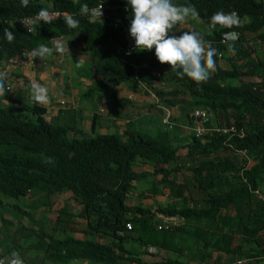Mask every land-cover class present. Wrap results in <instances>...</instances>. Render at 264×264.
Here are the masks:
<instances>
[{"label":"trees","instance_id":"obj_1","mask_svg":"<svg viewBox=\"0 0 264 264\" xmlns=\"http://www.w3.org/2000/svg\"><path fill=\"white\" fill-rule=\"evenodd\" d=\"M103 1L119 6L116 14L131 22L126 0ZM83 3L87 0H28L27 4L0 0V62L16 59L54 38L74 35L75 44L80 42L85 51H92V64L104 82L101 88L108 82L113 86L130 82L136 92L140 83L151 90L154 97L139 92L147 99L139 115H156L161 128L149 137L129 122L122 134L87 137L72 121L51 124L42 107L20 101V108L13 110L0 98V195L18 200L36 192L45 200L28 212L12 207L30 225L18 229L14 242L8 236L11 244L0 251V264L12 251L19 252L25 264H146L144 256L157 255V251L176 255L162 264H188L177 262L184 256L183 242L193 244L198 264H209L213 254L229 256L225 264H264V203L254 193L264 194V48L251 51L243 46L250 40L264 41V0H174L177 5L195 6L199 17L190 22L207 26L202 35L217 49L216 68L201 84L161 64L154 48L126 55L120 51L119 33L103 22L86 23L76 17L80 26L72 29L66 18L39 24L30 34L15 24L43 8L79 12ZM218 11L235 13L239 24L211 28V18ZM6 30L14 33L13 41L7 40ZM231 32L238 33L240 40L222 43L223 34ZM195 112L207 115V126L212 129L234 127L245 135L193 134L190 141L179 144L173 133L194 126ZM240 150L246 151V157L237 153ZM221 151L240 160L208 158ZM138 162L151 165L158 185L165 186L173 198L172 204L147 210L128 203L135 184L146 174L134 172ZM184 169L191 172L190 183ZM63 195L72 207L59 208L49 226L31 218V212L42 206L50 212L51 198ZM175 216L180 224L158 229L160 219ZM0 220L4 229L11 225ZM134 232L145 251L125 248ZM24 234L30 235V245L19 244Z\"/></svg>","mask_w":264,"mask_h":264},{"label":"crops","instance_id":"obj_2","mask_svg":"<svg viewBox=\"0 0 264 264\" xmlns=\"http://www.w3.org/2000/svg\"><path fill=\"white\" fill-rule=\"evenodd\" d=\"M179 27L186 28L187 30H198L195 25L191 24V22L180 25ZM183 30L184 29L181 31ZM178 33L180 34V32ZM61 42H65V44L68 42V54L71 57L78 56L76 54L78 52L74 51V49L72 50V47H75L77 51L84 50V47L79 49V47H81L80 42L78 45L75 44L74 40L64 41V39H62ZM77 46L78 49L76 48ZM69 56L67 54L55 52L51 56L42 58L23 56L16 61H1L0 74H4L3 78L5 86L9 85L11 89L8 93L9 99L6 100L7 103H5L4 100L2 101L4 106L15 110L20 108V101H30V104L34 103L30 98V87L33 81H38L42 84H46L50 89L51 102L46 105L37 106L45 109V119L51 124L65 121H73L74 123L79 122V129L85 136L122 134L129 122L134 123L136 120L134 116L136 114V116H138L141 113L140 109L144 108V103L147 100L146 97L144 95H139V91L136 92L132 85L122 83L118 86H113L109 82L105 84L100 91L104 93L103 91L108 90L110 95L107 98H103L102 93L98 96L87 97L89 91H85V87L88 85L76 84V88H72L68 81L64 87L67 90L66 94H61L60 88L64 79H67V74L70 70L69 64H67V60L70 59ZM79 59L83 60L84 58L79 57ZM97 73H100L99 69H97ZM61 80L63 81L61 82ZM85 93H87L85 97L92 100V104L86 110H84L81 100V96H84ZM96 93L97 90L95 89L93 95ZM1 97L2 96H0V98ZM130 97H132V99H129ZM110 98L111 103H109ZM128 106L132 107V114H128ZM82 111L84 112L83 119L76 121V115L79 112L82 113ZM130 115L133 117L130 118ZM174 115L177 116L176 114ZM184 136L191 137L193 136V132L183 133L177 129L173 133L175 141L177 140L179 144L184 141L180 140ZM133 170L136 173L146 174L139 180V184L134 186V190H132L128 197V203L132 207L141 206L147 210H152L156 206L166 207L172 204L173 198L165 190V186L162 187L158 185V183H160L159 177L153 174V168L151 165H145L138 162L137 165L133 167ZM185 178L190 183L189 180L192 178H190V176ZM172 179H176V176L173 175ZM137 249L138 251H135L137 253L145 251L139 245ZM129 250L132 251L133 249ZM191 251L192 250H188V252L185 253V256L181 257V259H185L188 264H198L199 258H197V253L191 254ZM156 254L157 255L154 256H144V262L146 264H162L171 256L166 251H157ZM175 256L176 255H173V257ZM190 257H193L194 259L192 260ZM219 257L220 258H217V254H213L211 260L207 263L225 264L223 262L224 260H230L229 256L223 254H220ZM81 264L87 263L83 262Z\"/></svg>","mask_w":264,"mask_h":264},{"label":"clouds","instance_id":"obj_3","mask_svg":"<svg viewBox=\"0 0 264 264\" xmlns=\"http://www.w3.org/2000/svg\"><path fill=\"white\" fill-rule=\"evenodd\" d=\"M23 2L27 4L28 0H23ZM126 3L131 11L132 17L131 22L129 18H126V21L129 23L128 31L130 37L134 40L135 48L126 52L125 49L122 50L124 48V45H122L120 47V51L126 53V55H129L130 52L134 51L135 49L137 51L144 52L151 51L154 48L157 60L161 64H169L171 68H176L178 76L184 77L186 75L197 84L204 83L210 79L213 70L216 68L215 57L217 56V49L212 47L211 43L207 41L199 31L194 29L187 30L186 28L179 27L180 25L186 24L190 18L197 19L199 17V12L195 6L177 5L174 3V0H126ZM101 7L102 3L96 9L90 8L88 3H83L81 5L79 14L87 15L91 13L93 15H97L100 19L103 15ZM65 12L69 13L67 11ZM53 15H55V13L51 12L49 9H41L38 12V16L44 21L48 22L34 24L31 32H28L25 28H23L19 24V20L31 17L33 15L20 18L15 22V24L30 34L34 31L35 26L39 24L58 21H50V18ZM66 24L69 28L75 29L80 26V20L77 19L73 14L69 13L67 14ZM218 24L225 27H232L233 25H238L239 20L235 13H225L224 11H218L212 16L210 27L215 28ZM111 29L117 31L122 37L118 29L113 27ZM182 29L184 30L181 31ZM178 32H180V34ZM225 34L233 39L237 38V34L235 32ZM253 37L255 36L253 35L252 38ZM6 38L11 42L15 39V35L13 32H11V30H6ZM230 51L234 53L236 51L235 47L232 46ZM55 52L67 54L69 56L68 42L67 44L57 42L51 47L46 44H42L37 49L25 52L18 58L12 59L10 61H16L20 57H26L29 54L30 56L28 57L33 56L34 58H42L51 56ZM141 70H143V68ZM155 75L159 78L161 76L159 72H155ZM3 76L4 74H0V96H2L1 102L4 100V102L7 103L5 96L8 95L11 89L9 85L5 86ZM140 87L141 88L139 92L151 94V90H149L145 84L140 83ZM30 98L34 102L31 103L33 106L46 105L50 103L51 96L49 87L46 84L33 81L30 87ZM129 99H132V97ZM183 129L185 130L184 133H187L188 131L193 132L192 130H189V128H185V126ZM193 134L195 133L193 132ZM46 159L47 162H52V158L49 157ZM165 222L167 223L168 228L180 224V220L178 218L171 221L160 219L157 224L158 229H168L165 228V226L167 227ZM152 250L153 248H149V251ZM263 256L264 253L261 255V260H264ZM10 264H25V262L19 252H13Z\"/></svg>","mask_w":264,"mask_h":264},{"label":"rangeland","instance_id":"obj_4","mask_svg":"<svg viewBox=\"0 0 264 264\" xmlns=\"http://www.w3.org/2000/svg\"><path fill=\"white\" fill-rule=\"evenodd\" d=\"M188 22H190V19L188 20ZM199 22L200 21H194V22H191V24L195 25L198 29L197 31H199L201 34L208 31L207 26H205L204 24H201V22L200 23ZM247 35L250 36L252 34H247ZM74 38H75L74 35H68V36L61 37V38H54V39L50 40L49 42H47L46 45L51 47V46H54L57 42H61L62 39H64V41H71V40H74ZM63 43H65V42H63ZM76 48L78 49V46ZM81 48H83L82 44H81V47H79V49H81ZM73 49H74V51L78 52V56L77 57H74V56L71 57L70 56V59L67 60V64H69L70 70L68 71L67 79H64V81L61 80V82L63 81V83H62V86L60 88V93L66 94L67 90L64 87L68 81L70 84V87L72 86V88H76V84L88 85L85 87V91L87 89L89 90L87 97L100 95L102 93V92H100L102 90L101 86H103L104 82H103V79L101 78V76L98 75L97 70L95 71L94 64H92V61H91L92 59L90 57V54L92 53V51H88V53H87V51H85V50L77 51L75 49V47H72V50ZM28 56H30V54ZM79 57L84 58V59L80 60V59H78ZM32 58H34V57L32 56ZM96 69H97V67H96ZM59 83H60V81H59ZM125 84L131 85L130 82L125 83ZM93 88L98 89L97 93L95 95H93L95 92V89H93ZM103 92H104V93H102L103 98H107L110 95V92H108V90L103 91ZM81 100H82V104L84 106V110H86L92 104V100L89 98H86L85 96H81ZM109 103H111V98H110ZM24 104L31 106L30 101H24ZM128 111H129L128 114H132V107L128 106ZM136 111H137V109H136ZM83 113L84 112L82 111V113L79 112L76 115V121L83 119ZM136 115L134 116L136 121H134L133 124L135 127H137V126L140 127V131L142 132V134L149 136V137H152L153 135L156 134V131H158L159 128H161L160 120L158 119V117L156 115L151 116V117L150 116H146V117L144 116L143 117L141 115H138V116H136ZM139 116H141L143 118L140 119ZM129 117L132 118L133 116L130 115ZM137 119H139L140 121L137 122ZM180 122L185 123V120L181 119ZM53 125H63V123L57 122V123H53ZM73 125H75L78 129L80 128L79 122L74 123L72 121V126ZM184 131L185 130H183V133H184ZM91 136H93V135H87V137H91ZM68 137H69V139L73 138L71 131L68 132ZM190 139H191V137H189V136L183 137V140L185 142L190 141ZM208 158L211 160H215V161L223 160V159H228V160L231 159L232 163H236L237 161L240 160L238 157L233 158V156L229 152H223V151H221L219 153H214V154L210 155ZM203 159H207V158H203ZM184 175H185V177L190 176V178H192L191 172H189L187 169H184ZM137 184H135V185L137 186ZM44 201L45 200H43V195H40L39 193H36V192H33L29 196H27L25 198H20L18 200L7 198V197L0 195V218H3L7 222L11 223V225L7 229H4L1 225V220H0V251L3 249V247L10 246L11 243H10V241H8V239L10 238V237H8L9 235L12 236L13 242H14V240L18 237V234H17L18 229L23 225H27V226L30 225L28 220H25L22 215L19 216L14 211H12V207H18L20 209H24L25 212H28L27 210L29 207L37 206L38 204L44 203ZM64 205L66 207H72V202L66 195L59 196L56 198H51V202H50L49 206L51 207L52 210H50V212H49L48 211L49 207L46 208V207L42 206L41 209H39L37 212H33V211L31 212V218L34 221H37V222L41 221L42 223H44V225L49 226L56 219L57 210ZM3 206H8V208L7 209L3 208ZM174 219H177V216H175L173 219L168 218V221H171ZM137 234H138L137 232H134L132 234V238L128 239L125 242V244H124L125 248H127L128 250L133 249L132 250L133 252H135L136 250L138 251L137 248H138L139 244L135 240L138 236ZM29 238H30L29 234H24V239H21L19 244L23 243L25 246H27L29 244V241H28ZM179 244H181V243H178V245ZM30 248H32V247L30 246ZM180 248L183 249L184 256H185V253L188 252V250H192L191 254L194 253L193 252L194 246L191 243H184L183 242L180 245ZM13 252H15V251H12V253ZM12 253H11V255H8L4 259V264H10L11 259H12ZM170 259L173 260V257L171 256ZM177 262L185 263L186 260L181 259V257H180V258H177ZM81 263H83V262L82 261H74V262H71L70 264H81ZM85 263L88 264L90 262L85 261ZM90 264H92V263H90Z\"/></svg>","mask_w":264,"mask_h":264},{"label":"built area","instance_id":"obj_5","mask_svg":"<svg viewBox=\"0 0 264 264\" xmlns=\"http://www.w3.org/2000/svg\"><path fill=\"white\" fill-rule=\"evenodd\" d=\"M87 3L89 4L90 8L96 9L99 7V5L102 3V7H101V11L103 13V15L101 16V18L99 19V17L97 15H93V14H87V15H80L78 13H71L73 14L75 17H79L80 19L84 20L87 23H96V22H103L106 26L108 27H113L115 29H118L122 35V38L124 39V48L122 50L125 49V51H130L132 49L135 48V44H134V40L130 37L129 35V23L126 21V19H122V17H120L119 15L116 14L117 9H119V6L110 4V3H106L103 0H87ZM54 12L55 15H53L50 18V21H55V20H63L65 18H67V14L65 11H51ZM40 22H48V21H44L42 18H40L38 16V13L31 16V17H27V18H23L21 20H19V24L25 28L28 32L32 31V27L34 24L36 23H40ZM237 34V38L233 39L230 36H228L227 34H224L222 36V43H226L229 41H235L238 42L240 40V36L238 33ZM243 46L249 50H254L255 48H264V41H262L261 39L259 40H255V41H249L246 43H243ZM8 89V88H7ZM152 97H154L153 95H151ZM168 116L169 114L166 115V117L164 118V123L168 122ZM193 123L194 126H191V128H189V130H192L197 136H204L206 134H210V133H215L218 135H229L232 134L233 137L237 136L239 138H243L244 137V131L242 129H240L239 131L237 129H235L234 127L231 128H217V129H212L210 127L207 126V124L209 123V119L208 116L205 115L202 112H195L193 115ZM239 155H242L243 157H246V151L245 150H240L237 152ZM255 195L258 197V200L262 201L264 203V194L260 193L259 191H254ZM166 223V222H165ZM167 225V223H166ZM127 230L131 229V225L127 224L126 225ZM165 228H168L165 226ZM121 235V233H120ZM264 258V256H263Z\"/></svg>","mask_w":264,"mask_h":264},{"label":"bare ground","instance_id":"obj_6","mask_svg":"<svg viewBox=\"0 0 264 264\" xmlns=\"http://www.w3.org/2000/svg\"><path fill=\"white\" fill-rule=\"evenodd\" d=\"M122 38V37H121ZM133 53H134V51H133ZM132 54V53H131Z\"/></svg>","mask_w":264,"mask_h":264}]
</instances>
